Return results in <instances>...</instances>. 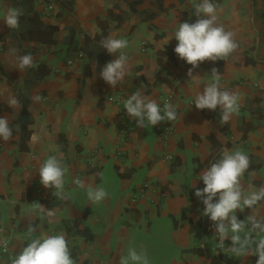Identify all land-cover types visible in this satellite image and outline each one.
Here are the masks:
<instances>
[{
  "label": "crops",
  "instance_id": "0c3cea01",
  "mask_svg": "<svg viewBox=\"0 0 264 264\" xmlns=\"http://www.w3.org/2000/svg\"><path fill=\"white\" fill-rule=\"evenodd\" d=\"M213 2L239 47L224 61L200 63L192 77V66L174 52L175 38L167 43L181 22H195L192 0H0V117L13 128L10 140L0 139V264H11L3 246L15 257L27 245L30 226L37 236L66 233L76 264H120L130 247L145 250L150 264H255V256L215 247L212 222L194 193L204 187L199 174L237 148L251 161L245 187L264 186V0ZM11 6L25 10L18 30L2 20ZM108 36L129 42V72L114 88L99 75L116 59L100 47ZM28 53L38 67L21 72L15 57ZM212 68L241 96L239 112L223 125L219 109L193 104ZM137 90L176 105L178 119L165 120L172 126L165 140L123 109ZM8 95L22 107L10 108ZM50 155L66 166V199L40 183L38 168ZM145 181L151 183L142 187ZM88 186L109 195L94 203ZM33 203L55 216L42 217ZM249 214L236 213L240 220ZM258 214L264 217V206Z\"/></svg>",
  "mask_w": 264,
  "mask_h": 264
},
{
  "label": "clouds",
  "instance_id": "9594fccd",
  "mask_svg": "<svg viewBox=\"0 0 264 264\" xmlns=\"http://www.w3.org/2000/svg\"><path fill=\"white\" fill-rule=\"evenodd\" d=\"M194 23L181 22L174 33L168 37L167 43L173 37L177 41L174 52L192 67L188 75L192 76L193 69L204 61L226 60L239 47L235 34L218 22L217 5L213 0H192ZM25 10L20 6L6 7L2 20L9 29L20 28V18ZM100 47L109 54H116V59L107 62L100 70L101 78L112 88L122 83L129 72L128 55L123 51L129 47V42L123 38L108 36L99 41ZM166 59V58H165ZM16 67L21 72L36 68L35 58L31 53L17 55ZM193 77V76H192ZM211 82L205 84L203 92H198L193 104L197 109L220 110V123L226 124L240 110L241 96L236 91H230L221 85V74L212 68ZM41 97H33L39 102ZM10 108L20 109V101L12 95L6 97ZM123 109L136 121V125L145 128L162 121L178 119L177 108L170 101H164L163 106L153 98L144 95L140 90L132 93L124 100ZM13 136V128L8 117H0V139L8 141ZM33 141L39 139L33 135ZM250 157L242 149L222 151L220 158L212 162L199 179L204 187L196 188L195 196L204 205L203 215L212 222L215 232V247L230 252L234 257H257L255 264H264V217L259 216V206L264 202V186L257 188L249 184L245 187L243 178L250 168ZM40 183L49 189L59 199H66L65 175L66 166L56 155H50L42 161L38 168ZM74 183L81 188L86 186V180L76 178ZM195 185L192 184V187ZM86 195L94 203H99L108 197L104 187H87ZM32 210L44 218L55 216L52 209H46L39 203H33ZM250 210L243 220L238 219L239 210ZM37 228L28 227L29 242L11 260V264H76L72 257L66 233L59 232L51 235L37 236ZM218 237V241L216 238ZM228 242L227 244L225 242ZM207 238L201 241L204 247ZM120 264H150L147 252L137 251L130 247L126 256L120 258Z\"/></svg>",
  "mask_w": 264,
  "mask_h": 264
},
{
  "label": "built area",
  "instance_id": "2783aa9c",
  "mask_svg": "<svg viewBox=\"0 0 264 264\" xmlns=\"http://www.w3.org/2000/svg\"><path fill=\"white\" fill-rule=\"evenodd\" d=\"M47 9L51 10L52 9V5H47ZM0 50H2V48L0 47ZM82 55L81 52H79V56ZM68 63H72V60H68ZM113 97L109 96L108 99H112ZM169 101V97L164 98V100L162 101V103L160 104L161 107L163 106L164 101ZM156 135L161 139V140H165L167 137H169L172 134V126L171 124H169L167 121H162L160 123H158L157 125L154 126ZM90 157H92L94 155L93 151H91L90 153ZM119 154V153H118ZM167 159H171L172 156L167 154L166 155ZM151 182L150 181H145L142 184V187H147ZM135 199H132V202H134ZM2 252L7 256L8 261L11 263V260L14 258V255L8 251L7 247L3 246L2 247Z\"/></svg>",
  "mask_w": 264,
  "mask_h": 264
}]
</instances>
